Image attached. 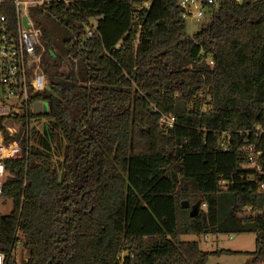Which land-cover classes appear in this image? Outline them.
Instances as JSON below:
<instances>
[{
	"label": "trees",
	"instance_id": "1",
	"mask_svg": "<svg viewBox=\"0 0 264 264\" xmlns=\"http://www.w3.org/2000/svg\"><path fill=\"white\" fill-rule=\"evenodd\" d=\"M177 1L29 8L48 110L31 115L27 158L4 160L5 264L17 244L25 264H206L181 235L246 232L264 264V164L245 170L242 151L264 160V0H220L192 34Z\"/></svg>",
	"mask_w": 264,
	"mask_h": 264
},
{
	"label": "built area",
	"instance_id": "2",
	"mask_svg": "<svg viewBox=\"0 0 264 264\" xmlns=\"http://www.w3.org/2000/svg\"><path fill=\"white\" fill-rule=\"evenodd\" d=\"M219 1L178 0L177 5L185 24L199 29L205 23L210 6L217 5ZM243 1L235 0L237 3ZM47 2L68 4V0H0V118L4 119L0 127V198L4 160L27 158L31 128L43 123V120L31 118V115L43 113L34 111V104L42 102L33 100V97L48 88V79L41 67L44 51L41 32L29 15V8ZM148 4L144 2L134 7L135 15ZM96 24L97 18L94 17L85 25L87 36L95 32ZM119 48L118 43L115 49ZM208 64H213L211 58ZM173 122V117L161 118L163 124L171 125ZM19 133V140L16 141ZM242 151L248 154L244 169L263 174L261 152L253 153L250 146ZM0 264H5L2 252ZM17 264H25V261H17Z\"/></svg>",
	"mask_w": 264,
	"mask_h": 264
},
{
	"label": "rangeland",
	"instance_id": "3",
	"mask_svg": "<svg viewBox=\"0 0 264 264\" xmlns=\"http://www.w3.org/2000/svg\"><path fill=\"white\" fill-rule=\"evenodd\" d=\"M188 33L197 31V26L186 24ZM68 63L64 65L66 69ZM75 68V66H74ZM48 107L46 103L42 105V112L46 113ZM41 124L38 126L40 127ZM12 202L9 198H0V214L6 215L11 211ZM180 240L184 242L197 241L202 251L208 252L206 264H251L253 259L252 253L255 250V234L246 233H218L207 235L186 234L181 235ZM233 251L235 253H225L221 251ZM17 261L27 260V251L18 246Z\"/></svg>",
	"mask_w": 264,
	"mask_h": 264
},
{
	"label": "water",
	"instance_id": "4",
	"mask_svg": "<svg viewBox=\"0 0 264 264\" xmlns=\"http://www.w3.org/2000/svg\"><path fill=\"white\" fill-rule=\"evenodd\" d=\"M42 105H43V103H35L34 107H33L34 111L38 112V113L42 112ZM19 136H20V133L17 135V137L15 139L16 141L19 140ZM181 207L184 208V209L188 208L189 207L188 201H186V200L182 201L181 202ZM199 209H200V204L198 202H196L195 204L190 206V210H189V214H188L189 217L196 216L198 214V212H199Z\"/></svg>",
	"mask_w": 264,
	"mask_h": 264
}]
</instances>
